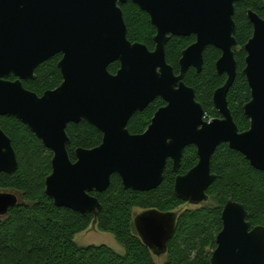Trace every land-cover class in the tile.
Returning a JSON list of instances; mask_svg holds the SVG:
<instances>
[{"label": "water", "instance_id": "1", "mask_svg": "<svg viewBox=\"0 0 264 264\" xmlns=\"http://www.w3.org/2000/svg\"><path fill=\"white\" fill-rule=\"evenodd\" d=\"M128 1L0 0V116L21 120L53 152L45 184L54 203L95 218L102 203L92 192L106 191L113 174L125 188L156 189L168 160L179 171L184 151L192 145L198 163L175 182L176 195L186 203L208 201L207 190L216 179L212 157L222 143L264 171V19L248 11L253 35L245 44L243 74L251 90L244 105L250 127L240 131L228 102L237 76V0H131L149 14L157 30L153 50L129 40L121 8ZM189 35L196 41L183 50L177 74L167 61L166 45L171 36ZM210 45L222 52L216 67L227 80L213 96L220 117L207 120L184 78L191 67L202 71ZM58 54L62 84L42 95L27 89L23 81L36 78L38 66ZM114 62L120 63L115 74L109 71ZM11 74L16 79H9ZM157 98L166 105L145 132L131 133L132 116ZM81 120L97 127L103 140L91 149L77 148L73 161L67 126ZM17 168L12 140L0 127V172ZM19 200L16 192L0 191V216ZM247 214L242 203H226L212 264H264V227L252 228ZM177 217L175 211L148 209L134 223L142 241L159 255L167 251Z\"/></svg>", "mask_w": 264, "mask_h": 264}, {"label": "trees", "instance_id": "2", "mask_svg": "<svg viewBox=\"0 0 264 264\" xmlns=\"http://www.w3.org/2000/svg\"><path fill=\"white\" fill-rule=\"evenodd\" d=\"M128 29V38L155 48L157 33L149 14L133 1L121 5ZM252 10L264 19V0H237L234 20L237 25L234 49L237 76L228 93V102L240 131L250 127L244 105L251 99V90L243 70L246 66L245 44L253 35V24L248 17ZM195 35L171 36L166 45V57L176 73L180 72L182 52L193 42ZM222 52L207 46L201 72L191 67L184 81L194 88L197 100L206 112V119L220 117L213 96L227 80L219 73L216 62ZM62 55L58 54L41 63L36 78L24 80V86L42 95L63 82L58 67ZM119 62L109 66L117 73ZM9 79L16 77L11 74ZM166 105L162 98L154 100L144 111L135 113L128 129L133 134L146 131L157 110ZM0 127L11 138L18 158V168L12 173L0 172V191H15L19 202L0 216V264H158L151 249L140 238L134 223V210L158 209L178 213L175 233L168 242L166 260L162 264H212L211 257L217 247V236L223 228L222 212L229 200L242 203L252 226L264 227V171L254 168L245 156L228 144H220L212 157L215 181L207 190L208 204L196 208L181 207L187 203L175 193L178 174H185L198 163L197 148L185 149L179 171L169 159L163 182L150 191L125 188L121 177L113 174L109 188L92 192L102 203L97 218L92 213L82 214L57 206L46 193V178L52 172L53 152L21 120L0 116ZM67 133L70 158L75 161L77 148H94L103 140V133L86 120L69 123ZM96 219L100 231L111 233L125 248L119 254L108 245L79 246L78 233L86 231Z\"/></svg>", "mask_w": 264, "mask_h": 264}, {"label": "rangeland", "instance_id": "3", "mask_svg": "<svg viewBox=\"0 0 264 264\" xmlns=\"http://www.w3.org/2000/svg\"><path fill=\"white\" fill-rule=\"evenodd\" d=\"M10 192H15L13 190H9ZM210 201L204 202V204H208ZM197 206H202L200 205H192L190 203H187L186 205L181 207V210H184L186 208H196ZM142 210L141 209H135L134 210V216L139 214ZM75 242L79 246H86V245H91V244H96V245H108L111 248H113L116 252L119 254H124L125 253V248L116 240L115 236L111 233L100 231L97 227V223L94 220L91 226L86 230L81 233H78L75 236ZM155 260L157 261L158 264H162L166 260V254H155L153 253Z\"/></svg>", "mask_w": 264, "mask_h": 264}, {"label": "flooded vegetation", "instance_id": "4", "mask_svg": "<svg viewBox=\"0 0 264 264\" xmlns=\"http://www.w3.org/2000/svg\"><path fill=\"white\" fill-rule=\"evenodd\" d=\"M193 43H194V42H193ZM193 43H192V44H193ZM180 59H181V58H180ZM177 74H178V73H177ZM164 106H165V105H164ZM193 146H194V145H193ZM253 227H256V226H252V228H253Z\"/></svg>", "mask_w": 264, "mask_h": 264}]
</instances>
